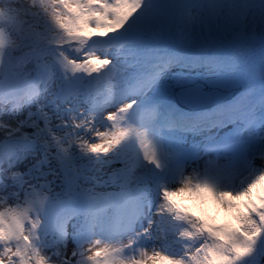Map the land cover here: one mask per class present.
<instances>
[{"label": "snow or ice", "instance_id": "6c2138e0", "mask_svg": "<svg viewBox=\"0 0 264 264\" xmlns=\"http://www.w3.org/2000/svg\"><path fill=\"white\" fill-rule=\"evenodd\" d=\"M0 264H264V0H0Z\"/></svg>", "mask_w": 264, "mask_h": 264}, {"label": "bare ground", "instance_id": "6f19581e", "mask_svg": "<svg viewBox=\"0 0 264 264\" xmlns=\"http://www.w3.org/2000/svg\"><path fill=\"white\" fill-rule=\"evenodd\" d=\"M209 211H210V213H213V214L215 213V209L212 208V207H211V209Z\"/></svg>", "mask_w": 264, "mask_h": 264}, {"label": "rangeland", "instance_id": "374dc122", "mask_svg": "<svg viewBox=\"0 0 264 264\" xmlns=\"http://www.w3.org/2000/svg\"><path fill=\"white\" fill-rule=\"evenodd\" d=\"M211 209V206H209V210ZM210 212V211H209ZM213 214V213H212ZM222 214V213H221Z\"/></svg>", "mask_w": 264, "mask_h": 264}]
</instances>
